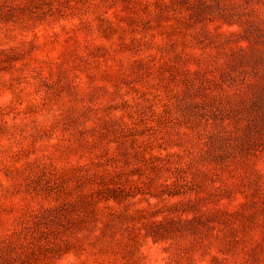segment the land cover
<instances>
[{
  "label": "rangeland",
  "instance_id": "obj_1",
  "mask_svg": "<svg viewBox=\"0 0 264 264\" xmlns=\"http://www.w3.org/2000/svg\"><path fill=\"white\" fill-rule=\"evenodd\" d=\"M0 264H264V0H0Z\"/></svg>",
  "mask_w": 264,
  "mask_h": 264
}]
</instances>
